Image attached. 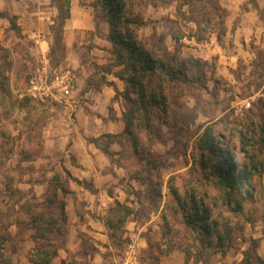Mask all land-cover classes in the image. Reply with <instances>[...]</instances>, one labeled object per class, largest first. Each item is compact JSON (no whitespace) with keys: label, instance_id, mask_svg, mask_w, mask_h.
I'll use <instances>...</instances> for the list:
<instances>
[{"label":"rangeland","instance_id":"rangeland-1","mask_svg":"<svg viewBox=\"0 0 264 264\" xmlns=\"http://www.w3.org/2000/svg\"><path fill=\"white\" fill-rule=\"evenodd\" d=\"M160 1L136 0L147 21L138 38L156 58L188 75L198 86L167 81L166 124L152 136L138 135L139 156L133 155L123 132L105 137L109 134L102 131L98 138H87L110 165L102 170L96 186L93 179L80 180L64 168V149L72 141L62 138L82 134L76 113L86 83L98 86L105 79L103 73H116L120 68L110 55L103 66L93 67L94 77L80 84L81 67L76 65L79 60L89 61L90 34L68 42L62 32L56 42L51 25L44 39H32L19 27L13 30L4 18L10 15L0 11V72L7 79L6 95L0 94V209L9 211L11 221L14 216L24 219L56 213V205L42 201L52 194L56 181L69 191L60 196L68 215L62 238L55 243L58 251L52 264H241L250 239L258 242L257 253L264 263V172L254 180L253 220L245 225V242L237 241L224 254L198 248L184 231L165 237L161 220L169 196L168 180L179 175L188 179L185 174L196 153V141L207 126L230 139L227 128L253 126L258 130L264 124V0H201L198 5L205 7V17L188 13L187 6L181 5L183 0ZM95 3L79 0L80 5L89 6L95 21L105 24L99 8L93 9ZM191 17L201 21L198 29ZM67 72L68 95L56 88L54 97L43 101L38 95L31 96V80L50 85ZM119 96L122 94L117 93L115 99ZM130 107L129 103L124 106L122 121ZM108 110V117H114L113 108ZM232 147L241 166L244 160L238 136ZM102 149H108L110 156ZM140 156L159 163V198L154 191L151 194L145 173L148 167ZM202 185L206 187L204 182ZM207 190L211 192L209 187ZM119 206L132 210L123 222L118 220ZM32 233L21 225L9 228L10 241L5 246L9 264H31Z\"/></svg>","mask_w":264,"mask_h":264},{"label":"trees","instance_id":"trees-1","mask_svg":"<svg viewBox=\"0 0 264 264\" xmlns=\"http://www.w3.org/2000/svg\"><path fill=\"white\" fill-rule=\"evenodd\" d=\"M51 2L57 10L53 28L54 39L58 42L64 23L70 17L71 0ZM200 2L201 0H194L193 3L183 0L181 5L187 6V12L191 15L203 14L205 17V7L198 5ZM154 4L151 3L152 6ZM137 5L136 0H96L93 5L94 10L99 8L102 19L108 24L110 55L114 58L115 67L120 68L114 76L124 84L125 89L121 94L131 105L123 117L122 136L130 144L131 152L135 156L140 154L138 135L152 136L162 124H166L164 118L168 104L167 81H175L183 86H198L191 77L171 68L166 61L156 58L138 38L139 29L145 27L147 21ZM4 18L13 30H18L15 17ZM190 21L199 28L201 21L197 17H191ZM5 81L6 77L0 72V94L3 96L6 95ZM226 130L230 139L215 133L212 126L203 130L195 144L196 153L193 154L191 167L185 174L188 179L179 175L168 180L169 196L161 213L165 237L172 238L184 231L198 248L211 249L218 254L228 252L239 240L245 242V225L253 220L250 212L254 180L264 172V124L258 130L253 126ZM237 136L244 160L241 166L232 147L233 139ZM101 151L110 156L108 149ZM139 160L146 162L148 167L145 173L151 194L154 191L156 197H161L158 161L142 156ZM178 180H183L180 185L175 184ZM207 187L211 192H208ZM68 192L56 181L52 194L42 201L43 204L56 205V213L34 214L24 219L14 216L11 221L8 220L9 211L0 209V264H9L5 246L10 241L9 228L14 225L27 227L33 232L34 249L31 251L30 263L52 264L58 251L55 243L62 238V228L67 219L65 202L60 196H66ZM119 208L121 216L118 220L123 222L132 214V210L125 206ZM248 245V249L243 252L241 264H255L254 259L259 264H264L260 263L257 253L258 242L250 239Z\"/></svg>","mask_w":264,"mask_h":264},{"label":"crops","instance_id":"crops-1","mask_svg":"<svg viewBox=\"0 0 264 264\" xmlns=\"http://www.w3.org/2000/svg\"><path fill=\"white\" fill-rule=\"evenodd\" d=\"M0 11L15 17L17 27L24 30L22 33H29L32 39H44L48 34L45 32L47 27L53 25L57 17V10L51 0H0ZM108 31L106 23H99L93 19L89 6L80 5L79 0H71L70 17L63 26L64 36L69 42L76 36H82L84 39L85 34L91 35L92 48L89 52V61L83 63L79 60L81 63L76 65L81 67V73L77 78L80 84L95 76L93 67L103 66L111 57ZM68 45L70 46V43ZM103 75L105 79L103 80L102 77L103 82L100 85L90 86L86 83L84 86V98L77 106L76 113L77 126L82 134L74 139L69 136L62 138L63 141H72L71 145L65 147L67 150L64 149V168L80 180L93 179L95 186L100 182L99 176L102 177V170L110 165L96 148H92V144L87 143V138H98L102 131L112 136L122 133L124 129L122 112L128 103L121 96L115 99L117 93L121 94L124 91V84L115 78L112 72H106ZM109 107L113 108L114 117H108ZM51 156H55V153H51ZM73 159L76 160L75 165ZM71 190L75 192V189Z\"/></svg>","mask_w":264,"mask_h":264},{"label":"built area","instance_id":"built-area-1","mask_svg":"<svg viewBox=\"0 0 264 264\" xmlns=\"http://www.w3.org/2000/svg\"><path fill=\"white\" fill-rule=\"evenodd\" d=\"M69 72L64 77H56L54 81L50 83V85H47L45 82L40 81V84L37 82V80L33 79L30 81V94L33 98H40V100L43 101V98H48L49 96L54 97L52 91L56 88H60L59 92H62L64 95H68V87H69ZM59 82V83H57ZM56 100V99H54Z\"/></svg>","mask_w":264,"mask_h":264}]
</instances>
